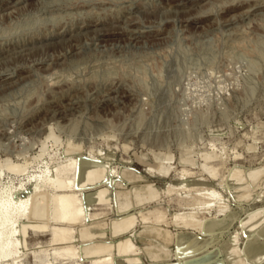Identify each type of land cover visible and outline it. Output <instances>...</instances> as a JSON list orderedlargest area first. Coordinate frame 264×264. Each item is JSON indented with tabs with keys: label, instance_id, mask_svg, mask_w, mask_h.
Here are the masks:
<instances>
[{
	"label": "rangeland",
	"instance_id": "374dc122",
	"mask_svg": "<svg viewBox=\"0 0 264 264\" xmlns=\"http://www.w3.org/2000/svg\"><path fill=\"white\" fill-rule=\"evenodd\" d=\"M66 149L110 155L118 170L87 192L110 186L101 220L138 215L137 235L118 236L114 254L128 240L139 264L193 254L236 264L226 242L241 247L264 227V0H0V182L29 194ZM142 187L160 195L135 203ZM186 212L201 222L185 224ZM213 216L229 225L208 239ZM189 231L196 240L180 254L177 238ZM50 236L32 234L30 248L51 247Z\"/></svg>",
	"mask_w": 264,
	"mask_h": 264
},
{
	"label": "bare ground",
	"instance_id": "6f19581e",
	"mask_svg": "<svg viewBox=\"0 0 264 264\" xmlns=\"http://www.w3.org/2000/svg\"><path fill=\"white\" fill-rule=\"evenodd\" d=\"M73 151V149H66L63 152L65 159L57 162L52 170L48 168L49 173H47V176H43L44 178H40L36 184L34 183L35 185L30 189L29 194H26L27 192L25 191L27 189L24 185L21 182L17 183L14 181L15 179L8 184L0 182V264H26L25 258L29 252L34 257L33 260L35 261L33 264H58L60 261L58 260L59 257L62 260L73 257L70 264H77L80 262L79 260L84 259H88L86 264H139L142 261L140 257L130 254L129 250L133 245L128 240L126 242L120 241L119 251L115 254L113 252V248L117 245L115 239L118 236H122L127 232H137L135 228L139 220L137 213H125L123 216L118 215L121 217L110 216L107 220H101L99 215L102 214V211L99 209V205L108 202L110 198V186L102 185L96 187L98 189L97 193L87 195V192L94 188L92 185L106 181L109 174L113 171L111 168L109 170V161H105L108 160L110 155H106L105 160L101 157L94 158L90 156L78 158L73 155ZM104 154H101V156ZM9 168L18 170L21 167L18 164H11ZM5 170L6 168L0 165V176L5 175ZM116 171H113V173L115 174ZM127 173L123 174L132 179H136L139 176L136 174L132 175L129 171ZM132 173L134 172L132 171ZM117 174L119 173L117 172ZM240 185L243 186L244 183H240ZM143 187V190H133V187L132 191L135 193L134 196L136 195L135 203H140L156 196V194L150 195V186H148L150 193H145L147 188L144 189ZM156 188L155 190H151H158ZM141 191H143V194L149 195L141 197L138 195ZM156 192L158 193V191ZM211 192H213V189L208 191V193ZM128 207V202H121L118 211H126ZM193 214L186 212L183 215V222L185 224L201 222ZM162 216L158 211L155 215V220H159ZM253 217V215L249 216L246 224ZM147 218L148 216L143 213L140 220L145 223L147 222ZM204 222L203 232L209 236L208 239L212 235L223 231L229 225L225 217L219 218L218 216L205 218ZM243 230L246 233V230ZM107 231H109L110 235L108 240L105 239ZM39 232H49L51 234L47 240V245H52L51 247L30 248L29 241L31 235ZM241 234H243L242 231ZM261 236H264V227L260 228L255 237L247 235V240L245 239L246 241L241 247L237 246L236 242L233 241L235 238L226 242V248L235 257L236 264H259L262 261V259L257 258L255 260V257L263 249L257 243L258 237ZM177 239L180 245L179 253L182 254L180 248L194 243L196 237L194 232L189 231L188 233H183ZM237 239L238 237H236ZM78 242L81 244L78 245ZM35 243H39V241ZM55 243L58 245H53ZM53 246L56 247L53 248ZM160 249L166 254L165 257L169 258V250L165 246L160 247ZM146 255L150 260H161L164 258L158 252L152 251H148ZM198 256V254H193L185 260L184 264H188V261H194L193 264H208L213 259L212 257H208L209 259L199 262ZM66 260L64 263H66ZM176 261L177 263L175 264H181L180 260ZM217 262L216 260L215 263Z\"/></svg>",
	"mask_w": 264,
	"mask_h": 264
}]
</instances>
